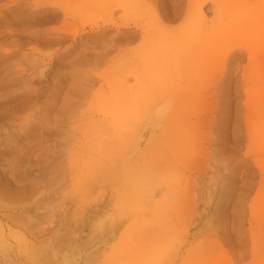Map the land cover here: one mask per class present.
Returning a JSON list of instances; mask_svg holds the SVG:
<instances>
[{
	"label": "rangeland",
	"instance_id": "obj_1",
	"mask_svg": "<svg viewBox=\"0 0 264 264\" xmlns=\"http://www.w3.org/2000/svg\"><path fill=\"white\" fill-rule=\"evenodd\" d=\"M0 264H264V0H0Z\"/></svg>",
	"mask_w": 264,
	"mask_h": 264
}]
</instances>
